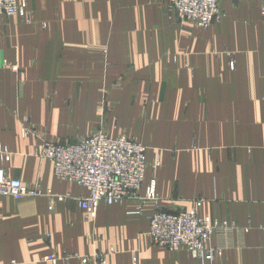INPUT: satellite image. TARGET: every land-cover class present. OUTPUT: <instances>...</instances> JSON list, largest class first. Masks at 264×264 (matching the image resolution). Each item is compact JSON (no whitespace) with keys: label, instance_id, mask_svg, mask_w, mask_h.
Listing matches in <instances>:
<instances>
[{"label":"crops","instance_id":"obj_1","mask_svg":"<svg viewBox=\"0 0 264 264\" xmlns=\"http://www.w3.org/2000/svg\"><path fill=\"white\" fill-rule=\"evenodd\" d=\"M220 6L208 29L170 18L164 0H27L33 23L1 18L0 165L28 186L71 197L0 195V264H97L98 253L107 264H205L153 244L155 207L140 199L102 203L87 221L77 199L88 190L57 178L53 162L38 155L44 140L74 141L96 129L104 105L120 134L127 125L111 82L141 75L153 82L127 90L162 94L141 107L162 112L127 127L148 150L178 148L147 168L142 192L155 178L167 209L191 210L203 198L202 215L244 229L243 248L213 264H264V21L259 0ZM28 122L36 133L25 135Z\"/></svg>","mask_w":264,"mask_h":264},{"label":"built area","instance_id":"obj_2","mask_svg":"<svg viewBox=\"0 0 264 264\" xmlns=\"http://www.w3.org/2000/svg\"><path fill=\"white\" fill-rule=\"evenodd\" d=\"M170 18L189 20L201 28H209L220 19L221 0H164ZM260 1L264 21V0ZM14 16L31 24L33 17L27 9V0H0V20ZM230 66L235 68L234 55L230 54ZM28 121V120H27ZM25 135L36 133L32 124L24 127ZM6 155V151L2 152ZM148 148L143 143L125 136H110L103 130L80 136L74 141L44 140L38 155L53 162L54 174L64 181H73L85 187L88 195L78 198V204L86 212V220L92 221L99 206L113 205L123 199H140L152 204L155 211L150 217L149 236L153 244L172 251L185 250L189 257L202 262H213L224 251L243 246L244 229L229 220L205 217L200 213L202 203L196 202L191 210L167 209L161 203L153 178L142 192L146 170L149 166ZM162 165L157 155L153 167ZM0 195L21 199L27 196L46 195L51 201L63 200L70 195H55L43 191L40 184L28 186L19 178L10 177L0 165ZM50 234H48L49 236ZM58 255L48 256L57 260ZM97 264H107L105 254L95 255ZM83 262L90 264L84 257Z\"/></svg>","mask_w":264,"mask_h":264},{"label":"rangeland","instance_id":"obj_3","mask_svg":"<svg viewBox=\"0 0 264 264\" xmlns=\"http://www.w3.org/2000/svg\"><path fill=\"white\" fill-rule=\"evenodd\" d=\"M184 21H189V20H184ZM203 29H208V28H203ZM142 73H144V72H142ZM144 74H146V73H144ZM147 78L150 81L153 82V79H151L149 77H147ZM147 78L146 77H143L142 75L138 79H131V78H124V77H122V78H116V79H114L113 82H111V86H114L115 89H117V91H118V94L116 93V94L111 95V96L113 98L119 100L120 103L122 101V103L119 106L120 107V109H119V111H120V118L119 119H122L124 121V123H126L125 125H127V126L129 125L132 128H135V127L140 128V127H143V125L145 126L148 123V120H152L153 117H154V119L157 118L158 117V113L159 112H162V111H156V113L154 114L153 111L141 109L142 105H143V107H147L148 105H151V102H154L156 99L161 98L162 97V94H160L158 96V94L156 93V96L153 95V97L155 96V98H152L151 96L148 97L147 94L146 95H138V96H136L134 94L132 95L131 93H129V91H131L132 88H129L127 90V87L135 86L137 84L140 85V86L141 85H145L146 86L147 85V81H148ZM125 90H127V91L125 92ZM152 92H153V90H152ZM140 96L141 97L142 96L145 97L144 102L139 98ZM134 98L135 99H140L141 104L140 103L139 104H136L134 102ZM131 103H133V104H131ZM113 106L114 105L112 104V107ZM110 109L111 108H109V107L106 108L105 105L103 107H99L98 108L100 114L103 115V123L100 124L96 129L92 130L90 133H93V132L98 131V130H103L107 134H109L110 136H114L112 133L116 129V125H117L118 121H117V117L114 116V115H112L114 112L113 111H110ZM109 116L112 118V120L110 121V123H108V120H107V118H109ZM126 127L124 128V130H122V132L120 134H118L119 136L120 135L121 136H125L127 138L134 139V140H136L138 142L143 143L142 141H139V140L135 139L133 137L134 133L131 132L130 128H128V127L126 128ZM253 130H254V132H256V128H253ZM90 133L85 134V135H89ZM118 135H116V136H118ZM81 136H83V135H81ZM79 138H80V136L77 139H79ZM159 139L160 140H158V142L156 141V144H161L164 141L167 142V140H165V139H161V138H159ZM143 144L145 146H147L145 143H143ZM154 147H155V149H153ZM147 148H148V146H147ZM177 149L178 148H176V147L171 148V147H168V146L167 147L161 146L160 148H157V145H155L154 143H151V145H149L148 152L152 151L153 154H154V158L157 155H160L161 158H162L165 152L169 154L172 151V153H174V152H176ZM147 156H148V154H147ZM148 162H149V166L148 167H153L154 160H153L152 163H151L150 160H148ZM167 166L168 165H166V167ZM151 171H152V169H151ZM176 180H177V183H180L181 182V179L180 178H177ZM177 186L182 189V185L181 184H178ZM199 201L203 204V198H200L198 200V202ZM176 209H178V208H176ZM176 209H174V210H176ZM200 213H201V210H200ZM221 220H227V219H221ZM239 247L240 248H243L241 245H239ZM164 248H166V247H164ZM166 249H168V248H166ZM233 249H235V248H233ZM168 250H170V249H168ZM181 250H183V249H181ZM170 251H172V250H170ZM177 251H179V250H177ZM224 252H223V254H224ZM223 254L217 256L214 259L213 262H202V261L201 262L202 263H205V264H213L215 262V260L218 259V258H221L223 256Z\"/></svg>","mask_w":264,"mask_h":264}]
</instances>
